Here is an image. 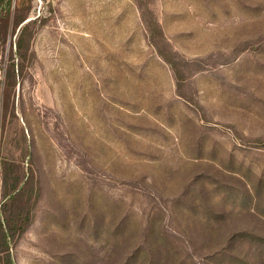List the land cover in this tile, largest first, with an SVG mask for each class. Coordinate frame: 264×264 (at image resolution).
I'll return each instance as SVG.
<instances>
[{
    "label": "rangeland",
    "instance_id": "obj_1",
    "mask_svg": "<svg viewBox=\"0 0 264 264\" xmlns=\"http://www.w3.org/2000/svg\"><path fill=\"white\" fill-rule=\"evenodd\" d=\"M32 6L0 112V212L3 160L40 188L14 264H264V0Z\"/></svg>",
    "mask_w": 264,
    "mask_h": 264
},
{
    "label": "trees",
    "instance_id": "obj_2",
    "mask_svg": "<svg viewBox=\"0 0 264 264\" xmlns=\"http://www.w3.org/2000/svg\"><path fill=\"white\" fill-rule=\"evenodd\" d=\"M32 0H0V112L4 126L9 116H15L16 104L21 87L32 82L31 68L36 62L33 49L34 40L41 28L40 18L31 19ZM148 30L151 42L162 37L159 22L151 18ZM159 51V50H158ZM168 63L161 51L158 52ZM25 144L27 143L24 138ZM23 157L29 158L26 145ZM22 163L2 161L3 198L5 202L0 212V261L2 264H14L11 255L12 244L25 234L33 220V209L40 195L36 177L32 169ZM138 251V250H137ZM138 251V259H140ZM135 261V260H134ZM151 264H154L151 262Z\"/></svg>",
    "mask_w": 264,
    "mask_h": 264
}]
</instances>
